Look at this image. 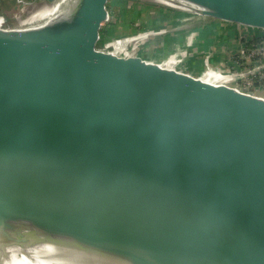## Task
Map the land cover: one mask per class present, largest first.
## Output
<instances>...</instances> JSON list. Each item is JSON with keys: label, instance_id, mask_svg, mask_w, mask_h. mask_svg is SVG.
I'll list each match as a JSON object with an SVG mask.
<instances>
[{"label": "water", "instance_id": "1", "mask_svg": "<svg viewBox=\"0 0 264 264\" xmlns=\"http://www.w3.org/2000/svg\"><path fill=\"white\" fill-rule=\"evenodd\" d=\"M41 246L264 264V0H0V264Z\"/></svg>", "mask_w": 264, "mask_h": 264}, {"label": "bare ground", "instance_id": "2", "mask_svg": "<svg viewBox=\"0 0 264 264\" xmlns=\"http://www.w3.org/2000/svg\"><path fill=\"white\" fill-rule=\"evenodd\" d=\"M67 2H58L50 7V11L54 14L59 13L65 7ZM54 249L49 246H41L36 248H28L27 250L10 249L8 257L4 264H100L97 262H84L76 258L64 256H56ZM26 254V255H25Z\"/></svg>", "mask_w": 264, "mask_h": 264}, {"label": "crops", "instance_id": "3", "mask_svg": "<svg viewBox=\"0 0 264 264\" xmlns=\"http://www.w3.org/2000/svg\"><path fill=\"white\" fill-rule=\"evenodd\" d=\"M211 77L219 79V75L218 74H210Z\"/></svg>", "mask_w": 264, "mask_h": 264}, {"label": "rangeland", "instance_id": "4", "mask_svg": "<svg viewBox=\"0 0 264 264\" xmlns=\"http://www.w3.org/2000/svg\"><path fill=\"white\" fill-rule=\"evenodd\" d=\"M126 25V24H125Z\"/></svg>", "mask_w": 264, "mask_h": 264}]
</instances>
